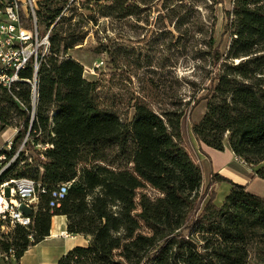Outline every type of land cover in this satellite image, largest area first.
<instances>
[{"label": "trees", "instance_id": "16d2710c", "mask_svg": "<svg viewBox=\"0 0 264 264\" xmlns=\"http://www.w3.org/2000/svg\"><path fill=\"white\" fill-rule=\"evenodd\" d=\"M128 1L108 0L98 5V14L116 20L139 15ZM161 1L164 18L171 20L184 0ZM69 2L36 3L39 34L50 30L49 56L38 71L30 127L28 87L20 85L14 99L0 92V130L11 127V112L19 118L10 151L0 154L9 161L27 133L24 147L34 153L31 159L20 152L0 175V185L26 178L44 190L30 228L0 233V252L12 250L18 263L29 246L49 235L51 218L63 216L67 234L88 243L57 264H249L253 248L264 264V198L215 173L201 194V166L183 143L186 112L207 100L204 115L190 127L192 136L218 152L227 146L253 179L264 181V0H233L224 27L227 51L210 46L218 70L205 96L190 109L188 103L173 111L155 112L137 102L129 122L101 109L95 84L69 57L81 46L85 27ZM22 25L31 28L24 16ZM174 29L180 32L176 24ZM30 75L27 70L22 77ZM45 145L50 148H37ZM65 183L71 184L59 207L49 208L50 192ZM217 183L230 187L220 206L213 202L214 192L208 194Z\"/></svg>", "mask_w": 264, "mask_h": 264}, {"label": "rangeland", "instance_id": "374dc122", "mask_svg": "<svg viewBox=\"0 0 264 264\" xmlns=\"http://www.w3.org/2000/svg\"><path fill=\"white\" fill-rule=\"evenodd\" d=\"M141 1L147 4L142 5ZM149 2L129 0V5L138 6L139 15L124 20L99 16L98 5H108V0L69 2L70 9L83 15L85 27L81 30L84 34L81 46L69 51L68 55L82 66L84 78L95 84V96L101 109L117 115L123 122L131 121L137 102L148 105L155 112L183 109L188 103L190 109L193 101L206 95L210 81L217 73L218 66L215 67L210 56L212 48L225 53L230 41L224 27L233 0H184L175 7L171 20L164 18L166 11L161 7V0ZM175 24L180 32L175 31ZM206 109L207 100H202L186 112L184 137ZM10 119L11 127L0 130L2 152L8 151L6 147L13 143L18 132L15 125L19 118L11 112ZM21 147L22 143L16 152ZM22 149L25 157L34 158L30 149ZM201 169L202 194L212 171L208 173L205 165ZM229 190L228 184L217 183L208 194L214 192L213 202L220 206ZM251 191L264 197V188L257 182L250 186ZM147 192L155 196L154 192ZM207 201L208 197L202 201L200 209ZM0 233L9 236L12 231ZM13 254V251L0 252V261H14ZM257 254V249H251L249 264H259Z\"/></svg>", "mask_w": 264, "mask_h": 264}, {"label": "built area", "instance_id": "2783aa9c", "mask_svg": "<svg viewBox=\"0 0 264 264\" xmlns=\"http://www.w3.org/2000/svg\"><path fill=\"white\" fill-rule=\"evenodd\" d=\"M36 3L35 0H25L24 3L10 0L4 2L3 8L0 9V92L14 99L20 90V85L28 87L30 99L28 127L34 121L38 98V94H33V86H38L39 68L49 56L50 30L43 36L39 34L35 16ZM23 16L30 20V29L22 25ZM27 70L31 75L28 79H24L22 74ZM18 105L21 109H25L22 103ZM27 139L28 133L23 139L21 149L9 161H6V157H0V175L20 152H24L22 148ZM6 148L10 151L11 143ZM37 148L45 151L50 146H38ZM70 184H61L50 192L49 208L59 207ZM43 193L44 190L29 179L4 181L0 185V231L7 233L16 226L30 228L32 216L36 213L39 204V196ZM61 237L69 236L67 233H62ZM11 252L12 250L9 251Z\"/></svg>", "mask_w": 264, "mask_h": 264}, {"label": "crops", "instance_id": "0c3cea01", "mask_svg": "<svg viewBox=\"0 0 264 264\" xmlns=\"http://www.w3.org/2000/svg\"><path fill=\"white\" fill-rule=\"evenodd\" d=\"M183 143L201 167L204 165L207 167L208 173L212 171V173L219 174L235 184L246 186V190L256 196L259 195L255 194L254 191L250 192V186L257 182L264 188V183H262L264 181L258 178L253 179L252 170L243 166L227 146L223 152L210 149L199 143L189 129L186 131ZM62 233H67L66 218L54 216L50 221L49 235L43 241L29 246L18 263L11 260L8 262L0 261V264H57L67 252L75 247H85L88 243L87 239L82 236L67 234L69 237L62 238Z\"/></svg>", "mask_w": 264, "mask_h": 264}, {"label": "bare ground", "instance_id": "6f19581e", "mask_svg": "<svg viewBox=\"0 0 264 264\" xmlns=\"http://www.w3.org/2000/svg\"><path fill=\"white\" fill-rule=\"evenodd\" d=\"M36 86H33V94H36ZM0 153H1V151H0ZM0 157H4V155L3 154H0ZM23 179H26V178H23Z\"/></svg>", "mask_w": 264, "mask_h": 264}]
</instances>
